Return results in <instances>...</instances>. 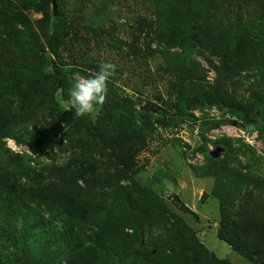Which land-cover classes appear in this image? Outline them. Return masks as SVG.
I'll return each mask as SVG.
<instances>
[{
  "label": "trees",
  "instance_id": "16d2710c",
  "mask_svg": "<svg viewBox=\"0 0 264 264\" xmlns=\"http://www.w3.org/2000/svg\"><path fill=\"white\" fill-rule=\"evenodd\" d=\"M57 1L55 16L52 0H0V264H236L210 250L139 178L149 137L186 122L199 123L204 137L195 152L205 160L190 166L197 177L214 178L219 239L264 264V155L225 134L212 140L224 148L214 157L206 136L227 121L211 116L213 108L264 135V0H142L149 14L137 19L133 38L106 40L112 54L143 69L160 59L173 97L168 108L122 93V66L113 59L106 102L81 118L69 90L104 61L87 40L92 33L105 41L115 0H75L77 20ZM62 52L79 61H64ZM8 138L28 151L12 149Z\"/></svg>",
  "mask_w": 264,
  "mask_h": 264
},
{
  "label": "rangeland",
  "instance_id": "374dc122",
  "mask_svg": "<svg viewBox=\"0 0 264 264\" xmlns=\"http://www.w3.org/2000/svg\"><path fill=\"white\" fill-rule=\"evenodd\" d=\"M61 7L68 18L78 19L79 10L75 7V0H62ZM59 8L58 4V12ZM86 8L83 7L85 10ZM146 14H149L148 4L142 0H115L111 4L109 20L107 18L105 22L106 32L103 36L105 41L98 44L94 35L89 34L90 38L87 40L89 52L94 51L102 60L114 59L122 66V71H120L122 76H119L117 80L122 93L142 99L143 104L150 100L168 108V103L173 97H170L169 79L161 68L160 59L151 58L147 69H143L136 61L132 62L130 59L112 54L106 40L107 34L131 40L132 32L138 25L137 19ZM39 17H41L40 13L32 14L34 20ZM62 53L61 59L66 62L79 61V54L72 57L69 53ZM203 62L206 63L204 60ZM214 76V71L210 72V77ZM247 86L248 83L239 88L241 95H247ZM158 94H162V100L156 98ZM209 112L217 119H227L221 126L214 127L207 132L209 151L217 148L212 140L226 134L244 138L246 142L255 147L258 154L264 155V135L261 136L256 130L250 132V127L243 129L237 126L232 116L217 108L210 109ZM196 114L200 115L201 112L196 110ZM186 142L191 145L190 148L185 146ZM203 142L204 137L199 129V123L186 122L169 128L159 126L154 136L149 137L148 147L140 153L139 159L145 164V168L140 172L139 178L143 184H150L161 192L171 209L183 216L194 227L200 239L210 250L236 264H252L218 237L219 201L210 195L214 178L197 177L190 166V164L204 162L205 155L195 152V149ZM7 145L17 151H28L26 146L18 144L13 138L7 139ZM183 151H186V154ZM262 170L264 171V167ZM160 171L163 172L161 180H156L157 173ZM204 194H208L205 199H203ZM174 195H178L187 206L193 209L198 214V218L182 211Z\"/></svg>",
  "mask_w": 264,
  "mask_h": 264
},
{
  "label": "clouds",
  "instance_id": "9594fccd",
  "mask_svg": "<svg viewBox=\"0 0 264 264\" xmlns=\"http://www.w3.org/2000/svg\"><path fill=\"white\" fill-rule=\"evenodd\" d=\"M116 75L117 65L112 61L104 60L100 62L98 71L89 76L75 77L69 90L74 115L78 118L93 115L95 106L106 102L109 94L108 83Z\"/></svg>",
  "mask_w": 264,
  "mask_h": 264
},
{
  "label": "water",
  "instance_id": "95a60500",
  "mask_svg": "<svg viewBox=\"0 0 264 264\" xmlns=\"http://www.w3.org/2000/svg\"><path fill=\"white\" fill-rule=\"evenodd\" d=\"M52 8H53V12L55 16H57L59 14L57 0H52ZM154 112H156V109H154ZM223 151H224V148L221 146H218L216 149L211 150L210 154L214 157H219L222 155Z\"/></svg>",
  "mask_w": 264,
  "mask_h": 264
}]
</instances>
